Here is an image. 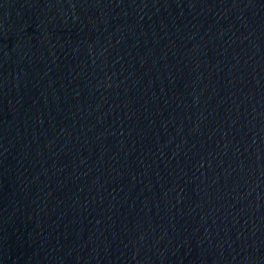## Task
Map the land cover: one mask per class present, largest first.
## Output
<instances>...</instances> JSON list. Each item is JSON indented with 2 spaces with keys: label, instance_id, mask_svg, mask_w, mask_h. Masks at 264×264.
<instances>
[{
  "label": "water",
  "instance_id": "95a60500",
  "mask_svg": "<svg viewBox=\"0 0 264 264\" xmlns=\"http://www.w3.org/2000/svg\"><path fill=\"white\" fill-rule=\"evenodd\" d=\"M0 264H264V0H0Z\"/></svg>",
  "mask_w": 264,
  "mask_h": 264
}]
</instances>
